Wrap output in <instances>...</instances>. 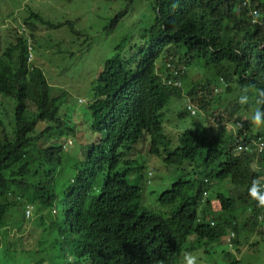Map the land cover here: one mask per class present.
I'll use <instances>...</instances> for the list:
<instances>
[{
    "label": "trees",
    "instance_id": "1",
    "mask_svg": "<svg viewBox=\"0 0 264 264\" xmlns=\"http://www.w3.org/2000/svg\"><path fill=\"white\" fill-rule=\"evenodd\" d=\"M123 1L105 31L134 3ZM149 1L152 22L137 38L119 40L92 85L84 112L92 142L29 61L30 20L81 35L76 21L30 12L27 32L13 30L15 40L0 53V94L13 102L0 103V264H181L203 241L228 244L232 235L236 253L264 241V208L247 194L252 179L264 182V128L233 127L256 107L237 103L240 87L264 88V21L251 22L254 10L264 16V0ZM183 98L175 116L191 124L173 142L165 108ZM60 137L78 138L79 154L63 150ZM136 144L187 175L158 197L165 214L143 204V165L129 157ZM28 204L34 222L18 223Z\"/></svg>",
    "mask_w": 264,
    "mask_h": 264
},
{
    "label": "rangeland",
    "instance_id": "2",
    "mask_svg": "<svg viewBox=\"0 0 264 264\" xmlns=\"http://www.w3.org/2000/svg\"><path fill=\"white\" fill-rule=\"evenodd\" d=\"M125 4L123 0L109 2L104 0H0V53L15 40L13 30L18 34L27 32L25 18L30 12L38 13L45 20L53 23L76 21L75 29L81 35L72 33L68 26L48 28L39 23L35 24L36 21L33 19L30 20L32 23L30 25L35 26L32 63L43 70L50 85L51 95L63 94L61 111L65 109L66 116L72 112L77 127L86 134V140L89 142L96 141L97 137L91 133L84 115L89 114L88 107L93 98L92 85L94 81L96 82L98 72L104 61L112 56L114 47L121 38L127 35L131 37L132 34L134 38H137L139 31L152 22L150 1L134 0L128 14L118 26L112 31H105L104 27L110 18ZM195 73L192 77H195ZM232 97L233 95H230L227 98ZM4 99L8 100L10 108L13 107V102L0 94V103ZM185 104V98L171 100L165 108V116L168 115L169 118L165 129L173 142L177 135L191 124L189 118L182 120L175 116ZM217 104L222 105L221 101ZM243 119L246 121V118ZM37 134L36 129L33 136ZM56 139L72 140V144L63 150L73 155L79 154L81 146L78 138ZM138 144L135 145L129 157L143 165L139 170L143 177V204L152 211L165 214L168 208L159 204L158 197L162 192L168 191L174 182L187 175L181 170L164 165L161 159L149 155L148 146ZM63 164L69 173L68 159L64 158ZM135 173H137L136 170ZM132 178L134 180L135 175H132ZM210 200L213 209L220 212L219 203L214 195L210 196ZM33 213L35 214L34 206ZM248 216L249 213H246L240 219H248ZM29 219L32 220H23L20 214L17 222L30 225L35 218L32 215ZM250 243H256V240L252 238ZM225 252L235 255V258L239 260L238 264H264V241L252 247L241 246L240 253L229 248L226 242L207 244L203 241L192 253L200 257L202 264H229V257L225 255ZM7 262L17 264L13 259Z\"/></svg>",
    "mask_w": 264,
    "mask_h": 264
},
{
    "label": "clouds",
    "instance_id": "3",
    "mask_svg": "<svg viewBox=\"0 0 264 264\" xmlns=\"http://www.w3.org/2000/svg\"><path fill=\"white\" fill-rule=\"evenodd\" d=\"M262 21H264V16H262L259 11L254 10L251 12V22L253 24L260 23ZM30 55L29 61H32L33 55L32 53H30ZM250 93H253V95H250ZM236 99L237 103L242 106L249 105L250 102H253L256 107L252 111L251 116L247 118L246 121L241 119L233 121V127L239 129L244 127L245 123H248L257 130L264 128V88H256L255 85L240 87L239 94ZM71 144L72 140H64L61 145L62 149H65L67 146L69 147ZM247 194L258 207L264 208V182H262L260 178L251 180L250 185L247 187ZM32 215L33 206L28 204L25 207V218L29 219ZM230 236L226 237L227 241ZM229 241V248L234 250L232 244L229 243ZM181 264H202V261L198 255L186 251L183 253Z\"/></svg>",
    "mask_w": 264,
    "mask_h": 264
},
{
    "label": "built area",
    "instance_id": "4",
    "mask_svg": "<svg viewBox=\"0 0 264 264\" xmlns=\"http://www.w3.org/2000/svg\"><path fill=\"white\" fill-rule=\"evenodd\" d=\"M31 56V55H30ZM29 59H30V57H29ZM263 146V144L262 143H260V147H262ZM232 236V235H231ZM230 240V238H228V241Z\"/></svg>",
    "mask_w": 264,
    "mask_h": 264
}]
</instances>
